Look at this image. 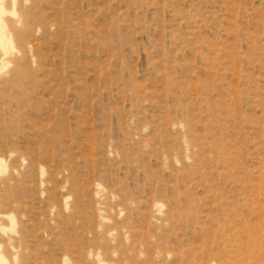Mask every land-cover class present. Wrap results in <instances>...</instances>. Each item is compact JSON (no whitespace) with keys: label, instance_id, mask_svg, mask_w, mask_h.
<instances>
[{"label":"rangeland","instance_id":"374dc122","mask_svg":"<svg viewBox=\"0 0 264 264\" xmlns=\"http://www.w3.org/2000/svg\"><path fill=\"white\" fill-rule=\"evenodd\" d=\"M0 2L3 264H264V0Z\"/></svg>","mask_w":264,"mask_h":264},{"label":"bare ground","instance_id":"6f19581e","mask_svg":"<svg viewBox=\"0 0 264 264\" xmlns=\"http://www.w3.org/2000/svg\"><path fill=\"white\" fill-rule=\"evenodd\" d=\"M12 3L14 5V0H12ZM5 13V10L0 2V50L1 52L6 55L9 54L14 46L10 37V34L8 33V31L6 30V26L4 24V21L2 20V15ZM11 14L14 15L15 12L14 10L11 11ZM5 67V63L2 64L1 68ZM11 222L14 224V218L12 216L8 217ZM4 263V259L0 254V264ZM98 264H100V262H98Z\"/></svg>","mask_w":264,"mask_h":264}]
</instances>
